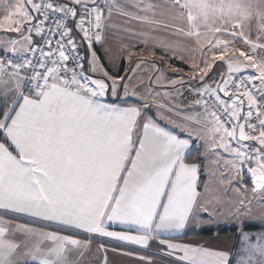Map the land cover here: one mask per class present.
Listing matches in <instances>:
<instances>
[{
  "label": "snow or ice",
  "instance_id": "6c2138e0",
  "mask_svg": "<svg viewBox=\"0 0 264 264\" xmlns=\"http://www.w3.org/2000/svg\"><path fill=\"white\" fill-rule=\"evenodd\" d=\"M114 11L140 19L116 0H104L103 6L100 0H23L14 14L18 19L8 30L20 32L22 40L10 41L11 53L19 44L24 56L17 63L0 58V76L16 81L13 98L0 96V211L58 231L18 224L8 239L7 229L0 228V264H13L22 246L31 264H68V246L81 242L59 232L73 229L139 247L156 239L169 250L163 254H178L179 264H230L225 252L157 239L187 226L198 207L200 166L185 159L190 131L182 127L177 133L148 116L152 101L138 106L105 102L109 91L120 100L116 80L106 70L102 78L87 74L88 68L99 70L94 45L103 41ZM215 46L223 52L214 51L211 63L204 57L199 84L188 88L196 97L193 107L203 111L183 119L211 125L210 136L201 139L218 161L223 159L230 183H242L246 169L252 191L264 192V61L240 51L251 63L234 66L224 55L227 42ZM217 61L226 62V70L211 76ZM246 69L255 74L243 76ZM185 83L171 82L177 96ZM158 115L167 120L162 111ZM244 209L240 201L234 214ZM116 223L139 234L108 230ZM239 234L248 242L243 264H264V234L255 243Z\"/></svg>",
  "mask_w": 264,
  "mask_h": 264
},
{
  "label": "rangeland",
  "instance_id": "374dc122",
  "mask_svg": "<svg viewBox=\"0 0 264 264\" xmlns=\"http://www.w3.org/2000/svg\"><path fill=\"white\" fill-rule=\"evenodd\" d=\"M152 1L154 0H116V3L125 11L140 19L130 18L119 12H113L111 17L107 19L103 32V41L94 45V50L98 57L96 63L100 66L99 70L94 72L91 68H88L87 74L93 78H102V73L106 70L109 76L116 80L118 85L117 90L118 92L121 91L123 100L134 97L138 98L141 102L152 101L153 106L148 110L150 113L147 115L176 131H180L182 127L185 128L192 133V141L197 139L200 133L204 131L199 138L200 143L198 144L203 160L202 170L204 174H208L207 184H218L219 179L217 177L221 173L227 174V172L225 171L223 159L218 161L217 155L209 149L205 140L201 139H207L210 136V128L205 130L207 123H186L183 119L184 116H192L198 113L197 109L193 107V101L196 97L194 94L189 93L188 88L199 84L198 78L200 73L197 74V69L206 67L202 63L205 56L209 57V63L212 62L213 47L218 41L211 38L212 36L209 33L211 25L215 27L214 20L209 18L211 6H208V0H179L180 5L187 4V6L182 7L187 16V19L182 22L180 20L182 15L171 7V4H176L175 0H156L159 3L163 2L164 7H167L168 14L166 16H161L157 11V9L159 10V3L153 6ZM248 1L250 7L241 8V11L243 10L242 14L241 12H235L237 8L229 11L228 20L230 23L235 24H242L243 20L249 23L248 43L253 47L252 51H254V55L258 57L259 54L264 52V8L261 4H257L256 0ZM100 3L103 6L104 0H100ZM22 4L23 0H0V56L3 57L2 59L5 62L9 55H24L19 51V44H17L18 51L11 53L12 44L10 41H21L22 36L20 32L8 30L11 26V21L14 18L18 19L14 14L20 11ZM228 9L231 10V7H228ZM105 15L107 16V13ZM160 33L162 36L168 35V37L164 38L163 36V38H160ZM33 39L38 38L33 36ZM180 39L183 41L181 50L186 49L185 53L189 54L188 58L190 59L189 63L191 67L188 71L175 67V63L181 61L177 60L180 58L172 53L175 51L174 48L179 50L177 46L181 43ZM228 41H224L230 47L224 53L226 59L234 66L250 64L251 61H247L245 57L240 55V51H243L238 45L240 43L237 40H234L233 44ZM157 45L160 48L169 47L170 50L174 49V51H168V49L156 51L153 48ZM243 49L245 50L243 52L250 53V51H246L248 49L247 46ZM152 54H155V56H152ZM250 54L253 55V52ZM90 59L91 56H88L86 61L88 62ZM258 59H263V57L259 56ZM258 59H256L257 62H259ZM123 61L124 73L122 77H118L113 71H118ZM225 70L226 62L217 61L215 72L210 75L216 76ZM252 70L246 69L244 71L251 72ZM117 77L119 79L126 78L123 80V85H121L120 81L118 84ZM181 79L186 82L190 80V84L185 83L184 87L179 89L183 95L177 96L176 90L171 87V82ZM205 79L207 80L208 77ZM109 83H111V80H109ZM124 86L127 87V94L125 93ZM15 87L16 81L11 75L0 76V96L6 95L9 99L13 98L15 96ZM166 92L171 93V95H165L164 93ZM105 97L115 99L110 91ZM156 104H162L165 108L163 110L158 109ZM172 106H175L179 111H168V108ZM200 110L203 109L200 108ZM161 111L162 116L166 117L167 120L158 115ZM201 120L203 121V116H201ZM220 155L223 157L226 154L221 152ZM243 177L245 178L244 175ZM245 186L243 195L254 193L252 191L253 186L250 187L248 184ZM222 192L226 197L224 189ZM255 194H258L259 198L263 199V206L261 204L260 206L263 208L262 212L264 213V192L257 191ZM261 219L264 220V217ZM15 225L18 224L12 223L10 226L5 225V223L0 224V228L7 229L6 238L13 239L12 233L14 231L13 226ZM15 239L18 240L19 237ZM82 244L80 243L79 246H68L66 253L68 264H114L115 259L108 258L111 256L100 254L98 253L100 251L95 250L96 248L92 249ZM23 252L24 246L12 257L13 264H31L30 258L24 256Z\"/></svg>",
  "mask_w": 264,
  "mask_h": 264
},
{
  "label": "crops",
  "instance_id": "0c3cea01",
  "mask_svg": "<svg viewBox=\"0 0 264 264\" xmlns=\"http://www.w3.org/2000/svg\"><path fill=\"white\" fill-rule=\"evenodd\" d=\"M39 0H37L38 2ZM196 1V0H194ZM198 1V0H197ZM212 1V2H210ZM255 1V0H253ZM257 4H261L264 8V0H256ZM68 0H60V3H67ZM153 6L157 2L156 0L152 1ZM161 2V1H160ZM209 5L211 6V11L209 18L214 20L215 27L211 25V29L209 33L211 34V38H214L220 42L230 41V43H234V40H237L240 44L241 50L245 51L243 48L247 46L248 49L246 51L253 52L252 48L248 43V32L250 30V25L246 20H243L241 23H230L229 11L234 10L235 12L243 13L241 8L250 7L248 0H208ZM163 3V2H162ZM159 3V10L157 11L162 15L166 16L168 14L167 7H164V4ZM187 6V4H184ZM184 6V7H185ZM171 7L177 12H179L182 16L180 17L181 21H185L187 19L186 14L184 13V9L177 5L171 4ZM231 7V10L228 9ZM238 26V27H237ZM212 32V33H211ZM235 32L237 35H232L231 33ZM164 38H167L168 35H163ZM160 33V38H163ZM228 41V42H229ZM180 42L177 46L179 50L176 48L169 49V47L160 48L159 45L154 47L153 49L156 51L168 49V51H174L172 54L178 56L181 62L175 63V67L186 69V71L190 70V59L188 58L189 54L185 53L187 50H181L183 46V41L180 39ZM236 42V41H235ZM212 44V43H211ZM214 44V51L223 52V48L217 49ZM251 48V49H250ZM155 51V52H156ZM166 52V51H165ZM230 54V53H229ZM227 54V55H229ZM155 56V54H152ZM255 60L258 59L259 56H262L263 59H258V61H264V52L258 55H254ZM155 58V57H154ZM211 63V62H210ZM160 65V64H159ZM161 66V65H160ZM242 73L247 74H255V70L243 71ZM197 74H199V70L197 69ZM21 75L26 76V73L22 72ZM200 75V74H199ZM118 78V77H117ZM120 79L118 78V84ZM25 82V81H24ZM190 84V80L187 82ZM120 100L113 99L112 97H104L105 102L108 103H120V101H124L122 98L121 91L119 92ZM127 105H140L142 102L138 98L129 97L126 100ZM126 105V106H127ZM197 109L198 113H201L203 110L200 108L194 107ZM150 113L149 111L147 114ZM202 116V115H201ZM153 118V117H152ZM154 119V118H153ZM159 124H161L165 128H170L168 126H164V123L156 120ZM211 128L210 124L206 125V129ZM172 129V128H170ZM173 131L179 133L172 129ZM204 131H202L199 137L202 136ZM186 138V134H185ZM3 137L1 135V140ZM200 140L199 138L190 140L189 149L185 150L186 155L194 148L201 149L199 147ZM194 157L192 161H186L188 163L196 162L199 164V174H198V207L195 212L192 214L189 219L187 226L179 233L171 232V233H163L157 239L169 240L174 244L187 245L191 247H203L209 249L211 251L216 252H225L229 255L230 264H243L248 257V252L245 250L247 248L248 242H245L242 236L239 234L241 232L248 234L249 242L255 243L257 241V237L260 234H264V220L261 218L264 217V213L260 204H262V198H259L258 194H245L243 195V189H245V185L252 187V183L248 178L243 177L242 183L232 181L229 182L228 174L224 172L221 173L217 178L219 179L218 184H207L208 174L203 173L202 163L203 160L201 156ZM245 176V175H244ZM224 189L226 197L223 195L222 190ZM243 201L245 204V209L240 211L238 215L234 214L236 208L239 207V202ZM208 207V212L201 211V208ZM259 207V208H258ZM0 218L5 222V225L10 226L12 223L22 224L27 227H35L39 228L43 231H58L57 228H47L41 224H33L28 217H18L12 214H6L3 211H0ZM248 224H252L258 226L257 229H246ZM108 230L110 231H132V234H139L134 230H130L127 226L119 225L118 223L113 224ZM212 231L211 233H200L204 231ZM224 230V231H223ZM60 235H70L72 238L79 240L82 245L91 247L97 251L98 253L105 254L109 259L114 258V264H179L178 254L174 253L172 255H166L163 253H167L169 250L166 249L163 245L157 243L156 239L151 240L146 247H139L132 244H128L122 241H119L114 238H107L100 236L98 234L87 233L83 230H70V231H60ZM97 239H102L108 242H114L117 244H123L125 246L133 247L136 249H140L143 251H147L153 255L145 254L137 251H132L129 249H124L120 247H115L113 245L104 244ZM108 251V252H107Z\"/></svg>",
  "mask_w": 264,
  "mask_h": 264
},
{
  "label": "trees",
  "instance_id": "16d2710c",
  "mask_svg": "<svg viewBox=\"0 0 264 264\" xmlns=\"http://www.w3.org/2000/svg\"><path fill=\"white\" fill-rule=\"evenodd\" d=\"M86 62V60H85ZM87 67V66H86ZM114 74H116L118 77H122V74L124 73V61L121 63V66L119 68L118 71H113ZM0 140H1V135H0ZM198 155H200V150L196 147H194L185 157L186 161H192L194 159V157H198ZM201 156V155H200ZM258 226H255V225H252V224H248L246 226V229H257ZM224 231V230H223ZM212 231H204V232H200V233H211ZM98 241H101L102 243L104 244H108V245H113L115 247H120V248H124V249H129V250H132V251H137V252H141V253H145V254H150V255H153L147 251H143V250H140V249H136V248H133V247H129V246H125L123 244H117V243H114V242H108V241H105V240H102V239H97Z\"/></svg>",
  "mask_w": 264,
  "mask_h": 264
},
{
  "label": "built area",
  "instance_id": "2783aa9c",
  "mask_svg": "<svg viewBox=\"0 0 264 264\" xmlns=\"http://www.w3.org/2000/svg\"><path fill=\"white\" fill-rule=\"evenodd\" d=\"M39 2V1H38ZM71 23V22H70ZM230 47H228L229 49ZM251 53V52H250ZM248 53V54H250ZM23 56L22 54H13V55H9L7 56V60L11 59L14 63H17V62H22L23 60ZM0 58H3L2 56H0ZM87 65V61L85 62V67ZM243 76H247V75H250V74H247V73H241ZM26 75H30V73H27ZM24 85H25V93L28 94V85H27V82L25 81L24 82Z\"/></svg>",
  "mask_w": 264,
  "mask_h": 264
},
{
  "label": "water",
  "instance_id": "95a60500",
  "mask_svg": "<svg viewBox=\"0 0 264 264\" xmlns=\"http://www.w3.org/2000/svg\"><path fill=\"white\" fill-rule=\"evenodd\" d=\"M245 177L248 178L250 180V182L252 183V179H251V175L249 173L246 172L245 169V173H244ZM253 185V184H252Z\"/></svg>",
  "mask_w": 264,
  "mask_h": 264
}]
</instances>
